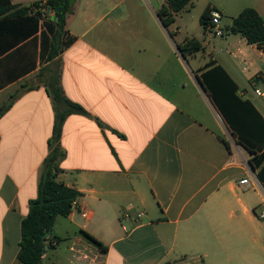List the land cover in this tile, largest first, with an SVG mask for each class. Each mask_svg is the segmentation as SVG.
I'll use <instances>...</instances> for the list:
<instances>
[{"label": "crops", "instance_id": "1", "mask_svg": "<svg viewBox=\"0 0 264 264\" xmlns=\"http://www.w3.org/2000/svg\"><path fill=\"white\" fill-rule=\"evenodd\" d=\"M204 3L222 14L224 36L208 26L201 37L180 39L175 22L145 20L139 0H75L66 30L76 39L52 62L40 59V31L35 53L31 38L17 43L25 28L4 24L0 50L12 49L0 57V110L14 101L0 117V264H22L21 223L50 153L55 113L39 85L43 69L60 70L66 97L89 115L64 122L58 179L80 196L69 216L57 217L61 240L41 264H264V220L256 214L264 143L247 139L263 157L252 168L254 155L236 142L200 81L220 67L264 120V98L254 93L264 91V52L227 31L246 8L264 19V0ZM188 38L202 49L184 56L178 44ZM246 177L256 187L242 189Z\"/></svg>", "mask_w": 264, "mask_h": 264}, {"label": "trees", "instance_id": "2", "mask_svg": "<svg viewBox=\"0 0 264 264\" xmlns=\"http://www.w3.org/2000/svg\"><path fill=\"white\" fill-rule=\"evenodd\" d=\"M191 2L192 0H166V3L157 11V15L163 25L168 28L175 22L176 14L183 11ZM70 8V0L34 2L30 7L21 8L17 5H3L0 6V30H4V24L8 19H14L13 22L18 24V28L21 30L25 28V32L22 33L17 43H22V41L31 38L30 41L34 46L35 53L38 42L37 33L40 31V59L52 62L76 39L66 30ZM39 9L47 11L46 18L42 23L40 20L43 13ZM48 12L51 16L48 15ZM210 12L211 8L208 7L201 16V24L205 30L209 26ZM227 31L245 37L249 44H256L258 47L264 43V19L254 8H246L233 18ZM9 49H12V45L3 47L0 50V57ZM178 49L184 56L195 54L201 51L202 43L197 38H188L183 43L178 44ZM44 71L45 69L41 70L37 77L39 85L42 84L45 87L53 104L54 124L49 139L50 153L42 166L38 195L30 200L29 212L21 223L18 260L22 264L42 263V258L47 249L55 247L54 242L58 243L61 240L54 235L57 217L69 216L75 201L80 196V192L58 179V174L63 171L60 168V163L66 157L60 140L64 122L68 116L72 114L89 115V113L81 105L66 97L61 83L60 70L50 69L47 73ZM200 81L235 137L236 142L254 155L249 161L251 167L259 166L263 157L256 155L257 152L249 145L247 139L250 137L258 145L264 143V120L260 114L249 102L242 101L236 96V86L220 67L204 73ZM24 88L23 91H29L35 89V86ZM13 101L14 99L0 110V117L12 106ZM246 108H249L250 111ZM219 139L225 142L224 139ZM90 240L101 249H107L96 239L90 237ZM164 264L175 263L166 262Z\"/></svg>", "mask_w": 264, "mask_h": 264}, {"label": "rangeland", "instance_id": "3", "mask_svg": "<svg viewBox=\"0 0 264 264\" xmlns=\"http://www.w3.org/2000/svg\"><path fill=\"white\" fill-rule=\"evenodd\" d=\"M139 3L143 5L144 19L147 20L151 16V20H157V11L161 8L165 0H139ZM204 0H193L190 6L176 14L174 28L180 30L178 37L183 39L187 36L201 37L205 35V30L201 24V16L205 10ZM228 23V19L224 20V24Z\"/></svg>", "mask_w": 264, "mask_h": 264}, {"label": "built area", "instance_id": "4", "mask_svg": "<svg viewBox=\"0 0 264 264\" xmlns=\"http://www.w3.org/2000/svg\"><path fill=\"white\" fill-rule=\"evenodd\" d=\"M39 11H41L43 13L41 20H44L46 18L47 11L45 9H39ZM221 19H222V14L220 13V11L212 8L211 12H210L209 31L214 36L222 37L225 35V28L221 23ZM259 48L262 52H264V43L262 45H260ZM254 93L257 97L264 98V91L256 89L254 91ZM239 185L244 190L251 189V188H253V186H255L254 181H252L250 177H246L244 179H241L239 181ZM256 214L260 219L264 220V204L262 207L256 209ZM144 215H145L144 212H138L137 213V219L142 218ZM125 216L128 217L127 214Z\"/></svg>", "mask_w": 264, "mask_h": 264}, {"label": "water", "instance_id": "5", "mask_svg": "<svg viewBox=\"0 0 264 264\" xmlns=\"http://www.w3.org/2000/svg\"><path fill=\"white\" fill-rule=\"evenodd\" d=\"M74 2H75V0H70V6H71V8L69 10V14L72 13V6L74 5Z\"/></svg>", "mask_w": 264, "mask_h": 264}]
</instances>
